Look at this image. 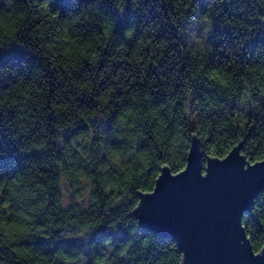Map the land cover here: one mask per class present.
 <instances>
[{
  "label": "clouds",
  "instance_id": "1",
  "mask_svg": "<svg viewBox=\"0 0 264 264\" xmlns=\"http://www.w3.org/2000/svg\"><path fill=\"white\" fill-rule=\"evenodd\" d=\"M107 3L0 0V54H28L0 65V159L28 157L0 168V264H186L136 216L157 173L186 174L197 141L202 179L264 166V0ZM239 229L264 256V190Z\"/></svg>",
  "mask_w": 264,
  "mask_h": 264
},
{
  "label": "water",
  "instance_id": "2",
  "mask_svg": "<svg viewBox=\"0 0 264 264\" xmlns=\"http://www.w3.org/2000/svg\"><path fill=\"white\" fill-rule=\"evenodd\" d=\"M201 156L197 141L186 174L171 178L161 171L157 193H142L154 195L145 196L136 213L141 227L179 241L186 264H264V256L255 258L250 247L241 245L239 229L241 213L250 211L253 198L264 190V166L244 171L236 157L210 161L209 177L202 179Z\"/></svg>",
  "mask_w": 264,
  "mask_h": 264
},
{
  "label": "trees",
  "instance_id": "3",
  "mask_svg": "<svg viewBox=\"0 0 264 264\" xmlns=\"http://www.w3.org/2000/svg\"><path fill=\"white\" fill-rule=\"evenodd\" d=\"M73 3H74V0H56V7L59 10L63 11V13L65 15H67V13L72 9ZM105 7H110V5H108V3H107V0H105ZM133 15H135V13H131L130 11L128 13H125L120 18V20L118 22L117 30L120 31L121 29L129 26L130 23H131V17ZM217 32H220L219 27H217ZM221 34H225V33H221ZM254 44H255V42H253V45ZM27 55L28 54H27L26 50H24L22 48L14 47L10 51H7V52H4V53L0 54V65H6V64H9V63H11L13 66L19 65L21 63V61H23L26 58ZM31 62L32 63H38L37 58L33 56L31 58ZM15 152H16V149L12 148L10 150L9 155H8L7 158L0 159V168H3V169H5L8 172H12L13 174L17 170V166H22L23 165V160L28 158L26 156H20L18 154L17 155H13V153H15ZM241 152H242V154L244 156L246 155V153L243 150ZM257 161H260V160L257 159V160L251 161V162L254 163V162H257ZM160 172L157 173V178H158ZM151 191H152L151 189H141L142 193L151 192ZM142 230H144V229L142 228ZM144 231L146 233L149 232V231H146V230H144ZM110 235H112L111 232L102 229V230H100V232L97 233L96 237H94V238L97 239V240H100V239L107 238ZM117 238L124 240V239H127L128 236H127V233L122 230ZM40 243L41 244H46L45 241H40ZM71 243L75 245L77 242L73 241Z\"/></svg>",
  "mask_w": 264,
  "mask_h": 264
}]
</instances>
